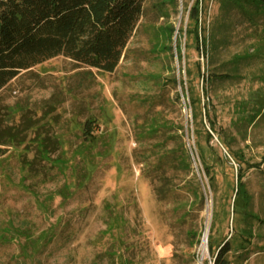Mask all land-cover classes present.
<instances>
[{"label":"rangeland","instance_id":"obj_1","mask_svg":"<svg viewBox=\"0 0 264 264\" xmlns=\"http://www.w3.org/2000/svg\"><path fill=\"white\" fill-rule=\"evenodd\" d=\"M192 3L147 0L112 73L58 56L0 92V126L28 128L0 158V264H209L203 235L214 210L218 242L234 228V252L247 248L243 264H264V7L204 0L206 44L197 49L187 34ZM214 74L231 77L207 85L210 117L244 159L249 222L233 220L238 164L218 134L194 133L189 91L204 113V76ZM257 105L259 116L243 122L242 109L247 117ZM246 225L250 244L238 232Z\"/></svg>","mask_w":264,"mask_h":264},{"label":"trees","instance_id":"obj_2","mask_svg":"<svg viewBox=\"0 0 264 264\" xmlns=\"http://www.w3.org/2000/svg\"><path fill=\"white\" fill-rule=\"evenodd\" d=\"M147 0H0V92L22 71L31 69L36 65L44 63L52 58L64 56L70 58L78 66L97 69L100 72L112 73L118 67L124 51L132 38L140 20L146 12ZM175 3L179 0H173ZM191 1V0H184ZM189 8V20L193 24L187 29V34L194 36L197 49L204 47L205 40L202 36V28L199 25L200 15L204 0H192ZM235 2L239 5H256L264 7V0H224ZM175 28L170 33L174 34ZM202 45V46H201ZM172 50V47H169ZM204 51H207L204 49ZM201 69V67H199ZM213 79H231L227 74L208 75L205 80L204 94L208 97L209 83ZM177 83V79L174 80ZM181 81V85H183ZM191 105L193 107V120L197 122L194 129L195 134H201L205 130L209 141L218 134L221 143L227 148L228 155L238 164L236 186L234 187L233 214L241 215L243 220L249 222L256 218L254 213L248 211L251 205V197L244 190L243 178L245 175L244 159L233 151L226 139L220 138L216 131L215 122L210 117V97L204 105V113L198 107V99L193 91H189ZM258 104V103H257ZM264 105V104H262ZM252 115L245 117L242 109L241 118L249 123L259 116L262 106L257 105ZM241 110V107H240ZM245 114V113H244ZM209 123L206 129L203 118ZM199 118H201L199 120ZM242 122V123H243ZM238 124L241 122H237ZM236 123V124H237ZM92 121L84 126V134H92ZM25 125L0 126V158L7 152L9 145H17L25 140L27 131ZM242 131V130H241ZM44 144V143H43ZM198 153L203 168L209 179L211 188L216 184V175L213 167L207 163L205 151L198 144ZM185 157L188 152L185 151ZM229 162V157L225 155ZM190 161V160H189ZM188 159H186V163ZM189 164V163H188ZM258 167L248 163V168ZM197 199L204 202L206 196L199 188ZM218 212L213 213V220L209 230L208 246L215 258L214 264H243L247 248L242 245L237 253L234 251L232 237L218 242L214 232L216 222L219 219ZM250 244L253 238L251 227L245 226L238 231ZM193 235V233H192ZM193 236H196L195 234ZM236 248V247H235ZM237 254L240 260L234 261L230 254Z\"/></svg>","mask_w":264,"mask_h":264},{"label":"built area","instance_id":"obj_3","mask_svg":"<svg viewBox=\"0 0 264 264\" xmlns=\"http://www.w3.org/2000/svg\"><path fill=\"white\" fill-rule=\"evenodd\" d=\"M204 242H205L206 245H207L208 242H206L205 239H203V244H204ZM204 250H205V249H204ZM204 253H205V252L203 251V252H202V258H201L203 261L206 259V256L204 255ZM208 258H209V264H214V262H215V258H214V257H210V256H209ZM198 259H199V256H198Z\"/></svg>","mask_w":264,"mask_h":264},{"label":"water","instance_id":"obj_4","mask_svg":"<svg viewBox=\"0 0 264 264\" xmlns=\"http://www.w3.org/2000/svg\"><path fill=\"white\" fill-rule=\"evenodd\" d=\"M208 236H209V231H208V234H206V231L203 235V239H205L206 242H208Z\"/></svg>","mask_w":264,"mask_h":264},{"label":"bare ground","instance_id":"obj_5","mask_svg":"<svg viewBox=\"0 0 264 264\" xmlns=\"http://www.w3.org/2000/svg\"><path fill=\"white\" fill-rule=\"evenodd\" d=\"M208 228L206 229V234H208ZM203 248L206 250V243L204 242V244H203Z\"/></svg>","mask_w":264,"mask_h":264}]
</instances>
